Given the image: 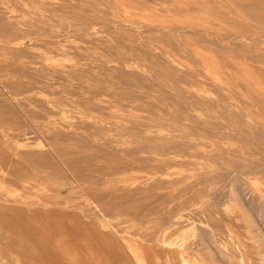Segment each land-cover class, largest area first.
<instances>
[{"label": "rangeland", "instance_id": "rangeland-1", "mask_svg": "<svg viewBox=\"0 0 264 264\" xmlns=\"http://www.w3.org/2000/svg\"><path fill=\"white\" fill-rule=\"evenodd\" d=\"M48 1L51 11L87 18L86 7L76 0ZM84 1L97 13L91 37L74 32L64 38L56 27L48 36L60 37L15 40L12 48L4 47L6 37L0 35V264H264V0ZM10 5L0 0L4 18ZM22 6L14 4L9 18L33 17L35 10ZM42 54L53 58L49 66L65 63L83 70L78 77L53 81L45 93L36 90L47 102L66 105L65 111L55 109L56 121L93 115L107 128L117 119L114 113L150 116L144 106L150 101L158 117L172 124L152 131L163 140L188 142L204 155L184 158L164 150L172 163L148 175L155 186L149 192L156 199L152 213L128 214L123 205L87 193V187L108 196L112 184L124 190L142 186L133 184L130 174L81 180L46 144L41 142L52 162L37 164L21 154L22 144L11 141L30 126L15 100L28 84L18 79L26 73L20 67L37 68L33 57ZM103 70L105 78L92 77ZM121 71L138 75L141 83L128 86L118 77ZM176 90L182 91L177 103ZM21 93V98L27 94ZM99 100L113 108L92 110ZM179 103L187 114L177 109ZM29 107L37 118L42 114L38 103ZM14 116L24 126H17ZM151 156L162 158L155 151ZM229 156L231 169L221 165ZM114 163L118 169L125 161ZM77 165L86 170L84 163ZM201 175L208 177L203 188L195 183ZM190 199L195 204L189 209L203 218L188 220L176 208L193 203ZM167 211L176 217L166 220Z\"/></svg>", "mask_w": 264, "mask_h": 264}, {"label": "bare ground", "instance_id": "bare-ground-1", "mask_svg": "<svg viewBox=\"0 0 264 264\" xmlns=\"http://www.w3.org/2000/svg\"><path fill=\"white\" fill-rule=\"evenodd\" d=\"M76 1L80 5L83 4L86 7L88 12V13L86 12L87 18L75 17L71 15L67 16L66 15L67 13L60 14L59 10L51 11L47 6L49 3L48 0H9V3L11 5L5 7V18L3 17V15H0V35L2 36L5 35L6 37L5 38L6 40L4 41L5 42L4 47H12V48L16 47L18 42H16L15 40L27 41L28 43H33L35 39H48V40L52 38L54 39L55 34L50 35V36L54 35L53 37H49L48 35L49 33H52L54 31L52 28H56V27L58 28V30H62L64 32L63 34L64 38H68L72 36L74 32L82 37H87V36L91 37L92 32L90 28L98 25V21L96 20L97 13L93 10V7H91L84 0H76ZM14 4H21L23 6L32 7L35 10L33 17L25 19L26 17L25 15L23 17L17 16L18 19H14V20L9 18V16L13 15L14 13V10L10 9L13 8ZM68 25L70 27H73V29L66 30L65 27H69ZM30 37H32V39ZM48 52L50 51L48 50ZM61 55L68 56L69 54H61ZM37 58L35 59L33 57L35 61L32 63V65H37L38 66L37 68H29L27 67L28 65L25 67L23 66L20 67V70L22 72L26 71V73L23 76H20L22 78H18V79L19 80L21 79V81L22 80L25 81V84L26 82H28V84L23 86L21 88L22 90H19L20 94L19 92L17 93V95L19 94L18 99H15L19 103V106H21L20 109H22V111L25 112L24 117H26V120L29 122L30 126L28 128L26 127V130L23 135L19 136L18 138L16 136L15 137L13 136L14 138H12L11 141L14 144L15 143L22 144L24 147L21 150V154L24 157H29V156L34 157L33 158L34 160L36 158L37 164H42L47 162L49 164L50 162H52V158L50 157L49 152L47 150H44L43 147L41 146L42 143H44V145L46 144L47 147H49V150L52 152V154H55L60 159H63V162L66 165V167L69 170H71L73 173H75L77 177L81 180L86 179V180H91L92 182H96L98 180L105 178L113 179L115 175L118 174H124V173L130 174L131 179H133L132 183L133 184L140 183L142 184V186L136 188L135 190H127V189L124 190L123 189L124 187L120 188L119 186H115L114 184H112L109 186L108 196L102 195L101 193L99 194L98 191L91 190L93 188L87 187V193L90 197H92L96 201L103 202V200L104 201L111 200L116 205L117 203L118 205H123L124 207L121 208V210L127 212L128 214L140 213V215H142L143 213H150V212L152 213L153 206H155L156 204V199L155 197L150 195L149 192L155 186H153L152 182L148 183L149 180L148 175L156 170H160L164 166H169V164L172 163L170 158L166 156L167 154L163 156L164 150L173 149V154L182 155V157L184 158L186 156L199 157V155L201 154L199 152L197 153V150L193 147V145L189 144L188 142H186L188 143L186 144L185 141L181 142V140H177V139L163 140V137H161V134L159 132L154 133V130L163 129L165 127H167L169 130L170 129L169 125L172 124L169 122V125H167L166 123H164L165 120H162V118L158 117V115L156 114L158 113L157 109H155L154 103L150 101H148L144 105L145 110H147L152 115V116L151 115L148 116L150 118L145 116L135 115V112L130 110L121 115L114 113L115 114L114 116L117 119L116 121L113 122V124L110 127L107 128L104 125V122L100 116H93V115L81 116V117L62 116L60 121H56L53 118L55 109H58L60 107L62 109V107L64 106L62 110L65 111L66 105L64 103L51 101V100L50 102H47L46 101L47 97L46 99H43L45 95L44 97L42 96L43 97L42 98L41 96L38 95V93H36V90L39 89L37 92L42 91L45 93V89L47 87L52 88L51 83L53 81L60 78L78 77L81 75L80 71L83 70H77L75 68L76 66L74 67L70 64H65V63L56 66L55 64L54 66L51 65L49 66L47 63L49 62L50 59L52 60L53 58L47 57V55H43ZM18 76L19 75H17L16 77ZM106 76H107L106 72L103 70L102 72L100 71L96 76H92V77L105 78ZM85 77L89 79L91 78V75L87 73ZM118 77L128 86H136L141 83V79L139 78V76L133 73H127L121 71L118 73ZM160 83H162V80L160 81ZM149 88L150 90H152L151 86ZM158 90H159L158 93L161 96H164L165 93L163 92V90L162 89L161 90L158 89ZM22 91L27 94L26 96H22L21 98L20 95H22L21 93ZM110 92L113 93L112 90ZM176 92L178 94L175 95V98L173 97L172 99V101L174 102L180 100V96H182L181 90H176ZM24 93L23 95H25ZM85 93H89V92L87 91ZM124 96L129 97L130 94H124ZM146 98L150 99L149 96H147ZM166 98H168L167 95ZM37 103L40 106L39 107L40 112H42V114L38 116V118L36 117L37 115L35 116L34 111L29 107V105L31 106L32 104H37ZM185 104H187V102ZM110 106H112L113 108V105L110 101L99 100L96 104H93L92 110L99 111L102 109L109 108ZM176 106L181 113L187 114L183 103L176 104ZM14 118L17 122V126L20 125L24 126L22 125V122L18 118V116H14ZM99 122H101V124ZM173 122H175V120H173ZM152 129L154 130L152 131ZM32 131H34V133L37 134L38 137L32 135L33 133ZM122 145L132 146V147L123 148ZM219 148L221 149V145ZM153 151H155L156 153H160V155L162 156L161 160L153 161L154 158L151 156V153ZM143 154L144 155L147 154V157H142ZM201 156L204 157V155ZM207 156L209 155L207 154ZM214 158H216V156ZM121 160L125 161V164L120 168L117 167L118 169L114 167L116 163L110 164V162H116ZM78 162L84 163L85 164L84 168L86 167V170H80V166L77 165ZM221 165L226 167L229 166V168L231 169L232 162L230 156L225 158L224 162ZM101 170L102 172H100ZM139 178L140 179L145 178V180L138 182ZM207 179L208 177L206 175H201L199 179H197V182L195 183L201 185L203 188ZM120 191H124V193H120ZM105 192H107V190ZM193 201L194 200H192V202ZM194 204L195 202L190 203L189 201H187L182 205L179 204V206H177L176 208L186 212V216L188 220H190V218H197V219L203 218L202 216L203 213L201 211L194 212L189 209V207L193 206ZM166 215H167L166 220L168 221L176 217V214L170 211H167ZM211 216H212V221L214 220L216 227L220 228V225L222 224L220 216L217 213H214Z\"/></svg>", "mask_w": 264, "mask_h": 264}]
</instances>
